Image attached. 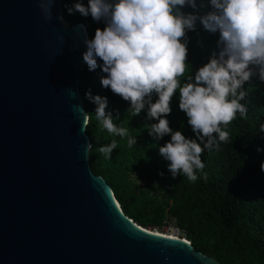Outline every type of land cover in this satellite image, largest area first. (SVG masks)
<instances>
[{
  "label": "water",
  "instance_id": "1",
  "mask_svg": "<svg viewBox=\"0 0 264 264\" xmlns=\"http://www.w3.org/2000/svg\"><path fill=\"white\" fill-rule=\"evenodd\" d=\"M37 3L0 0V264H222L135 223L93 172L85 31L57 19L61 0L49 20Z\"/></svg>",
  "mask_w": 264,
  "mask_h": 264
},
{
  "label": "clouds",
  "instance_id": "2",
  "mask_svg": "<svg viewBox=\"0 0 264 264\" xmlns=\"http://www.w3.org/2000/svg\"><path fill=\"white\" fill-rule=\"evenodd\" d=\"M52 5L53 0H38L45 20L51 19ZM65 8L70 14L76 11L103 24L91 37L81 25L85 31L81 55L87 69L99 67L106 74L100 78L101 86L128 101L126 111L131 116L145 112L148 134L156 141L169 136L158 152L168 162L171 177L179 174L196 181L204 167L200 154L218 142H227V125L237 114L245 117L246 103L241 102L247 93L244 84L250 77L264 83V0H87L86 4L72 0ZM205 8L207 11H201ZM57 19L63 21V15ZM196 21L217 34V51L194 74L185 76L186 32L194 30ZM181 76L183 83L178 79ZM177 89V106L194 137L169 127L170 99ZM85 98L95 105V118L103 129L127 137L128 147L137 143L128 128L114 124L119 113L106 110V97L89 89ZM259 132L264 133V123H260ZM83 147L87 158L91 142ZM116 147L117 141L111 140L98 151L108 158ZM256 151L264 148L257 145ZM260 169L264 172V160Z\"/></svg>",
  "mask_w": 264,
  "mask_h": 264
},
{
  "label": "trees",
  "instance_id": "3",
  "mask_svg": "<svg viewBox=\"0 0 264 264\" xmlns=\"http://www.w3.org/2000/svg\"><path fill=\"white\" fill-rule=\"evenodd\" d=\"M83 2L86 4L87 0ZM71 3L72 0H61V15L68 25L82 23L89 37L97 27L103 28L90 16L68 13L65 5ZM186 36L185 76L194 74L217 51V34L201 25L187 31ZM103 75L106 74L99 67L89 71L85 62L80 76L79 88L87 114L85 128L92 145L89 162L93 172L110 186L123 213L149 229L172 217L194 249L222 264H264V172L260 169L264 151H256L257 145L264 148V133L259 132L260 123H264V83L250 77L244 84L247 93L241 102L246 103L245 117L237 114L227 125V142H218V146L200 154L204 167L197 173L196 181H189L179 174L171 177L168 162L158 152V146L169 136L166 134L159 141L150 136L145 112L131 116L126 111L128 101L101 86ZM178 79L184 82V76ZM89 89L107 98L106 110L119 113L114 124L128 128L136 144L128 147L127 137L109 134L102 128L95 118V105L85 98ZM177 105L178 89L170 99L169 127L194 137L187 117ZM111 140L117 141V147L105 158L98 149Z\"/></svg>",
  "mask_w": 264,
  "mask_h": 264
},
{
  "label": "built area",
  "instance_id": "4",
  "mask_svg": "<svg viewBox=\"0 0 264 264\" xmlns=\"http://www.w3.org/2000/svg\"><path fill=\"white\" fill-rule=\"evenodd\" d=\"M171 219V221L169 220ZM162 227L164 229V234L166 235H172V236H176V237H184V234L182 232V230H180L176 224L174 223V219L172 217H168L162 220L161 225L158 227L160 228ZM157 227H154L153 230L156 231Z\"/></svg>",
  "mask_w": 264,
  "mask_h": 264
},
{
  "label": "rangeland",
  "instance_id": "5",
  "mask_svg": "<svg viewBox=\"0 0 264 264\" xmlns=\"http://www.w3.org/2000/svg\"><path fill=\"white\" fill-rule=\"evenodd\" d=\"M170 221H171V219H169ZM154 227H151V229H153ZM156 231H158V232H161V233H163L164 232V229L162 228V227H160V228H156Z\"/></svg>",
  "mask_w": 264,
  "mask_h": 264
},
{
  "label": "bare ground",
  "instance_id": "6",
  "mask_svg": "<svg viewBox=\"0 0 264 264\" xmlns=\"http://www.w3.org/2000/svg\"><path fill=\"white\" fill-rule=\"evenodd\" d=\"M158 232V231H157ZM161 233V232H160ZM170 236H172V235H170Z\"/></svg>",
  "mask_w": 264,
  "mask_h": 264
}]
</instances>
